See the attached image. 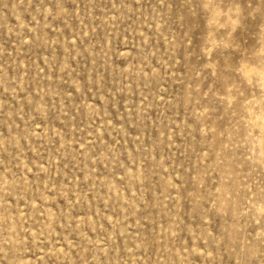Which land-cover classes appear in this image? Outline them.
Here are the masks:
<instances>
[{"label":"rangeland","instance_id":"obj_1","mask_svg":"<svg viewBox=\"0 0 264 264\" xmlns=\"http://www.w3.org/2000/svg\"><path fill=\"white\" fill-rule=\"evenodd\" d=\"M0 264H264V0H0Z\"/></svg>","mask_w":264,"mask_h":264}]
</instances>
